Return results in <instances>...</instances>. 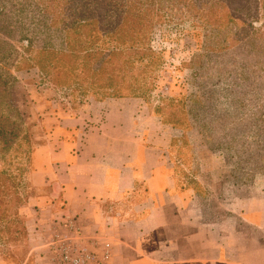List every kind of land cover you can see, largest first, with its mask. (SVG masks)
Here are the masks:
<instances>
[{
  "label": "rangeland",
  "instance_id": "obj_1",
  "mask_svg": "<svg viewBox=\"0 0 264 264\" xmlns=\"http://www.w3.org/2000/svg\"><path fill=\"white\" fill-rule=\"evenodd\" d=\"M167 1L162 2L168 8L153 18L148 34L151 53L133 65L131 79L136 78L141 93L131 98L143 101L145 113L160 117L162 125L157 121L155 126L166 127L158 135L170 142V156L188 165L179 166L178 174L189 184L197 188H202L201 182L207 184L224 200L231 193H264L263 148L250 159L257 143L264 145V122L259 127V119L264 120V49L262 54L256 51L255 40L244 36L252 31L250 19L209 18L199 4ZM13 11L18 12L17 4ZM262 12L252 18L255 27L264 22ZM21 18H29L28 13ZM29 27H18L13 37L0 33V39L8 42H2L5 49L0 51V79L7 82L0 93L7 101L0 103V121L11 125L6 138L0 135V186L5 183L7 193L18 195L22 224V211L32 193L26 171L33 143L44 139L55 118L80 115L93 100L122 98L107 96L108 90L99 87L107 81L99 83L93 75V58L79 66L83 71L78 76L69 70L61 77H43L36 61L46 57L25 49L23 36L33 32ZM79 35L88 43L87 35ZM88 48L92 47L84 46V51ZM3 193L1 197L6 196ZM13 220L0 215V254L13 264H23L41 251L32 250L25 224L24 230L14 232Z\"/></svg>",
  "mask_w": 264,
  "mask_h": 264
},
{
  "label": "crops",
  "instance_id": "obj_2",
  "mask_svg": "<svg viewBox=\"0 0 264 264\" xmlns=\"http://www.w3.org/2000/svg\"><path fill=\"white\" fill-rule=\"evenodd\" d=\"M143 108L139 98L93 100L33 143L22 213L41 254L23 264H50L49 231L66 214L109 242L108 264H264V193L224 200L189 184L178 174L188 165L158 135L166 126ZM0 264L13 263L0 254Z\"/></svg>",
  "mask_w": 264,
  "mask_h": 264
},
{
  "label": "trees",
  "instance_id": "obj_3",
  "mask_svg": "<svg viewBox=\"0 0 264 264\" xmlns=\"http://www.w3.org/2000/svg\"><path fill=\"white\" fill-rule=\"evenodd\" d=\"M6 1L10 8L8 10L5 1L0 0V33L13 37L18 27L25 26L28 29L31 25L29 28L32 29V34L23 36L26 39L25 49L29 51L34 49L33 52L46 57L36 61L43 77L50 78L51 75L61 77L68 74L69 70L78 76L83 71L79 66L85 65L86 61L93 58L95 59L93 75L99 83L103 79L107 81L99 86L108 90L105 95L112 97L140 95L141 90L136 85V78L131 79L133 65L136 59L142 60L145 53H151L147 46L148 34L153 18L158 16V12L168 8V5L162 2L166 0H25L24 3L22 0ZM187 1L167 2L171 3L170 5L179 2L183 3L182 5L187 3L188 6L197 4L196 7L199 4L200 9H205V16L210 14L209 18L227 16L228 21L233 22L236 19L240 21L244 18L250 19L249 26L252 31L250 34L247 32L249 35L244 33V36L250 38L252 43L255 40L256 51L263 53L264 22L255 27L252 18L263 13L264 0H191L193 3ZM202 2L208 6L205 8L206 5ZM15 4L18 7L17 13L13 11ZM26 13L29 18H21ZM21 30L27 32L24 28ZM80 33L87 35L88 43L85 39L79 38ZM2 42L8 45V42L0 39L1 52L5 49ZM84 46L92 48L84 51ZM6 48H10V44ZM81 51L84 52L82 56ZM134 55L138 58H133ZM6 84V81L2 83L0 79V86L3 85L0 93ZM1 98L2 96L1 104L7 102L5 98ZM259 122L262 129L264 120L260 118ZM9 127L11 125L6 126L5 122L0 121V135L5 137V134L11 133ZM257 144L255 148L258 149L251 155V160L257 158L255 156L257 151L262 148L264 151L262 142ZM259 157L261 156L258 155ZM0 187V194L2 195V191L6 193H3L5 197L0 196V215L8 218L12 216L14 232H21L24 230V223L22 224L19 216L20 199L18 195L6 192L8 186L5 183ZM29 188L31 189V186Z\"/></svg>",
  "mask_w": 264,
  "mask_h": 264
},
{
  "label": "built area",
  "instance_id": "obj_4",
  "mask_svg": "<svg viewBox=\"0 0 264 264\" xmlns=\"http://www.w3.org/2000/svg\"><path fill=\"white\" fill-rule=\"evenodd\" d=\"M50 264H108L110 244L82 232L77 218L63 215L49 231Z\"/></svg>",
  "mask_w": 264,
  "mask_h": 264
}]
</instances>
